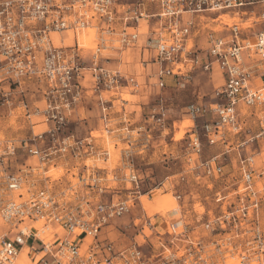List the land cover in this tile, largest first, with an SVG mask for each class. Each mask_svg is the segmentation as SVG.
<instances>
[{
    "label": "built area",
    "instance_id": "obj_1",
    "mask_svg": "<svg viewBox=\"0 0 264 264\" xmlns=\"http://www.w3.org/2000/svg\"><path fill=\"white\" fill-rule=\"evenodd\" d=\"M253 5L261 9L254 12ZM186 14L215 18L218 28L203 24L205 48L192 38L201 26L195 27L191 18L181 23ZM149 18L157 22L158 35L145 45L155 50L161 64L158 87H165L169 77L177 83L187 80L200 67L210 71L213 64L222 83L208 105L194 102L186 107L192 125L181 140L190 174H181L180 183L170 185L172 206L157 221L134 218L132 240L117 247L108 235L117 227L115 219L130 213L134 201L151 190L140 191L144 178L135 167L138 138L126 125H107L111 106L103 92H138L142 85L100 60L102 51L133 46L139 33L128 28ZM118 19L120 31L115 27ZM256 24H264V0H0V84L9 89H0L1 101H9L11 89L22 93L28 82L42 85L38 89L45 100L43 108L34 110L45 124L43 130L0 137V220L5 226L0 264H16L24 251L34 264H264V156L261 147L243 156L238 150L264 140V27L248 34ZM86 28L97 32L89 65L81 59L77 38ZM66 31L73 34L72 45L54 42L52 34ZM113 35L114 45L108 40ZM85 70L92 77L91 92L99 97L105 123L100 133L121 131L118 140L126 145L110 169L97 165L110 158L106 147L96 145L98 136L79 137L69 130L70 114L84 93ZM165 116L161 108L149 118L166 128ZM199 117L206 120L198 129L194 122ZM248 118L259 123L253 135L247 133ZM200 134L210 145L224 142L227 135H244L235 146V172H223L220 155L200 158ZM149 137L148 132L142 148ZM51 168L67 175L51 178L46 175ZM179 184L193 189L179 190ZM120 187L128 190L125 198L116 193ZM200 188L206 195H200ZM208 197L211 203H203ZM10 233L13 238L7 240Z\"/></svg>",
    "mask_w": 264,
    "mask_h": 264
},
{
    "label": "rangeland",
    "instance_id": "obj_2",
    "mask_svg": "<svg viewBox=\"0 0 264 264\" xmlns=\"http://www.w3.org/2000/svg\"><path fill=\"white\" fill-rule=\"evenodd\" d=\"M124 1L127 3H134L137 0ZM155 11L156 10L153 12ZM227 22L229 21L227 20ZM80 35L89 36L90 34L88 33V28L80 31L77 38ZM96 38L97 32L94 29L93 37L91 34L89 47L81 46V48L84 50H94L96 48ZM103 53H106V51ZM210 73H212V71L204 73L193 72L189 75L187 80L180 81V83H168V85L164 88H159L157 84L147 86V90L142 91L140 89L141 92H139L140 90L138 92L131 91L130 88H128L125 90L124 94L119 97L121 100L119 99V102L114 103L115 105L112 107V110H119L120 108L124 109L126 115L121 119V121H116L117 125H126L128 126V129H134L135 127L140 126L143 127V129H141L138 133L133 131L130 132V134L134 138H138L139 149L137 151L141 152L136 153L135 156V167L144 178V181L140 185V191L141 193H145L151 190L148 194L149 197L147 195L142 196L134 201L136 206L130 213L115 219L114 224L119 228L115 227L108 235L117 247L127 245L132 240L135 232L132 226L134 218L143 215L144 217H155L154 219L157 221L158 218L156 216L158 214L164 215V213L169 209L168 207L172 206L170 185L172 183L175 184L177 181L180 183L179 178L181 174H190V169H188L189 164L186 160L184 141L181 140V138L187 137V133H185L186 127L192 125L191 121H187L185 112L187 105L190 103L197 102L208 105L213 101L212 94L214 87L218 84V81L214 73H212V75ZM153 81L154 79H152L151 82ZM107 105L111 106V102L108 101ZM161 108L165 111L166 128H162L156 123L154 124L149 118L153 110L157 111ZM205 120L206 118L199 117L195 119L194 123L199 129ZM246 121V127L248 128L247 133L249 135H253L259 131V123L256 118H248ZM9 122L11 124L15 123L13 118H11ZM148 132L150 133V137L148 138L147 144L144 148H142L140 144L145 142ZM120 133L121 131L113 132L109 135L104 132L92 133V135L99 137V139L97 138L95 141L96 145L106 147L110 152V158L108 161L98 162L97 165L100 168L106 167L110 169L117 165L119 151L120 149L126 147L125 144L120 143L118 140L119 138L121 139ZM173 136L174 139H172ZM200 137L202 141L201 159H209L214 155H220L219 160L223 166V172L231 173L236 171V163L234 161V158L236 157L235 146L236 142L245 139L244 135H241L239 138L227 135L224 142L220 141L214 145L208 144L203 135L200 134ZM263 141L259 140L258 143L255 141L253 142V145L248 143L242 148H238L241 156L249 154L250 151H258V147H261L263 152L261 157H263ZM115 143L117 144L115 146H118L117 148L114 147ZM226 150H228V152H226ZM260 158L257 160L258 164H260ZM46 175H50L51 178H56L67 174H65V170H62L61 168H51ZM167 175L173 176L168 180H165ZM71 182L74 183L75 180L71 179ZM114 185L115 184H113V186ZM128 185L129 184H127V186ZM176 188L179 190L193 189L192 187L182 186L180 184L176 186ZM116 191L117 195L121 196V198H125L128 190L120 187V189ZM199 191H201L200 195L203 196L205 194V189L200 188ZM106 198H110V194H107ZM202 200L203 203H211L210 197ZM4 230L5 226L0 220V232ZM12 238L13 234H8L7 240H11ZM136 239L142 245L141 247L145 251H148V247L142 242L141 238L137 237ZM24 253L25 251L23 254ZM23 254H20L19 256V261L22 264H34L32 260L26 256V254H24L25 256L22 258ZM16 264H19V262L17 261Z\"/></svg>",
    "mask_w": 264,
    "mask_h": 264
},
{
    "label": "crops",
    "instance_id": "obj_3",
    "mask_svg": "<svg viewBox=\"0 0 264 264\" xmlns=\"http://www.w3.org/2000/svg\"><path fill=\"white\" fill-rule=\"evenodd\" d=\"M118 2L124 3L125 1L118 0ZM149 8L151 11L156 10V7L153 5H150ZM260 9L261 7L259 5H253L251 7V10L254 12H258ZM189 18H191L195 27L201 26V28L198 27V31H194L195 33L192 38L197 44V47L203 49L206 47V30L203 29L206 25L203 24L204 22H208L207 26L218 28V26L212 21L215 18H212V16L206 18L201 14H186L181 18V23ZM156 25L157 22L155 19L149 18L147 20H141L136 27L130 26L127 31L132 32L134 29H137L139 33L138 40L135 44L131 47H121L117 50H106V53H103L104 51H102L100 63L110 69H116L125 75L135 76L142 85L140 88L142 91L147 90V86L151 84L156 85L158 82L157 73L161 69V64L156 59L155 50L145 45L148 38H157L158 31L156 29ZM115 27L116 31H120L122 29V23L119 19L116 21ZM263 27L264 24H256L253 28L254 32L248 33L249 36H254L256 31ZM220 34L226 35L227 32H220ZM52 38L54 42L61 43L62 45H72L74 41L73 34L67 31L54 33L52 34ZM116 38L117 36L113 35L111 38H108V40H112L114 45V39L116 40ZM93 52V50H80V56L85 65L90 64ZM217 69L218 68L213 64L210 71L214 73L218 81L217 86H219L222 83V74ZM193 72L204 73L209 71H205L200 67L192 71L191 74ZM212 73L210 74L212 75ZM152 79H154L153 82H151ZM175 80L176 79L172 77L167 78L165 87L168 83H176ZM81 84L84 87V93L82 99L75 105L72 113L70 114L69 130L79 137H85L89 133L101 132L105 123L101 120L102 114L100 110L99 97L94 95L90 90V87L92 86V77L88 70L82 72ZM41 87L42 85H39L38 83L28 82L22 93H19L16 89H11L12 93L8 102H2L0 98V137L19 138L27 136L31 132H39L44 129L45 124L42 122L41 116L34 114V110L41 109L45 105L44 94L40 90L42 89ZM0 89L3 91L9 90L8 86L4 83L0 84ZM127 89L128 88L122 89L119 94L103 92V96L111 102L107 125H109L112 129L116 128V126H119L117 128L122 127L120 124L117 125L116 121H121V119L126 116L125 111L121 108L119 110H112V107L115 105V102H119V97L124 94ZM141 90L139 92H141ZM11 118L14 119V124L9 122ZM120 142L124 144L122 141ZM137 153L141 152L137 151ZM172 176L173 175H167L165 180H168ZM103 232L104 231H102V233ZM24 256L25 255L23 254L22 258H24ZM19 260L20 259L18 257L17 261L19 264H22Z\"/></svg>",
    "mask_w": 264,
    "mask_h": 264
},
{
    "label": "bare ground",
    "instance_id": "obj_4",
    "mask_svg": "<svg viewBox=\"0 0 264 264\" xmlns=\"http://www.w3.org/2000/svg\"><path fill=\"white\" fill-rule=\"evenodd\" d=\"M87 29V28H86ZM93 30L92 28H88V33L90 34L89 36L87 35H80L78 37V43H79V46H85V47H89V43H90V38H91V34H92V37H93ZM78 36V35H77ZM92 47V46H91ZM188 121V120H187ZM170 208V207H168ZM23 254V253H22ZM25 254V253H24Z\"/></svg>",
    "mask_w": 264,
    "mask_h": 264
}]
</instances>
